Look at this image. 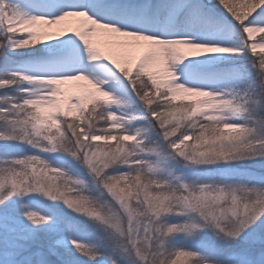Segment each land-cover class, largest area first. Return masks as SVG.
Listing matches in <instances>:
<instances>
[{
    "label": "snow or ice",
    "instance_id": "snow-or-ice-1",
    "mask_svg": "<svg viewBox=\"0 0 264 264\" xmlns=\"http://www.w3.org/2000/svg\"><path fill=\"white\" fill-rule=\"evenodd\" d=\"M0 264H264V0H0Z\"/></svg>",
    "mask_w": 264,
    "mask_h": 264
}]
</instances>
